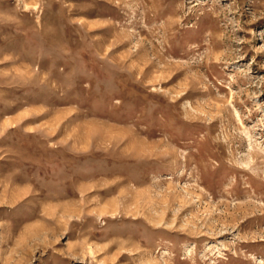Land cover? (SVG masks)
<instances>
[{
	"label": "rangeland",
	"instance_id": "obj_1",
	"mask_svg": "<svg viewBox=\"0 0 264 264\" xmlns=\"http://www.w3.org/2000/svg\"><path fill=\"white\" fill-rule=\"evenodd\" d=\"M0 264H264V0H0Z\"/></svg>",
	"mask_w": 264,
	"mask_h": 264
}]
</instances>
